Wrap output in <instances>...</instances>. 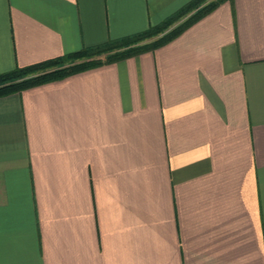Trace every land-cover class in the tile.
<instances>
[{"label": "crops", "instance_id": "obj_1", "mask_svg": "<svg viewBox=\"0 0 264 264\" xmlns=\"http://www.w3.org/2000/svg\"><path fill=\"white\" fill-rule=\"evenodd\" d=\"M190 1L0 0V73ZM0 264H264V0L0 97Z\"/></svg>", "mask_w": 264, "mask_h": 264}, {"label": "trees", "instance_id": "obj_2", "mask_svg": "<svg viewBox=\"0 0 264 264\" xmlns=\"http://www.w3.org/2000/svg\"><path fill=\"white\" fill-rule=\"evenodd\" d=\"M224 1L226 0H192L162 23L152 26L142 33L103 45L83 48L76 52L28 66H17L13 70L0 73V97L21 92L24 89L53 80L63 79L69 75L133 53H138L148 48H156L167 44L178 37L190 25L215 10ZM181 18L184 20L172 28L171 26L175 21ZM165 31H167L166 34L160 35V33ZM155 35L160 36H157L155 40L139 44L138 46L131 45L133 42ZM122 46L124 47L122 48L123 50L118 52L116 49ZM104 54L106 55V59L103 58ZM34 73L38 74L28 77V75H33Z\"/></svg>", "mask_w": 264, "mask_h": 264}, {"label": "rangeland", "instance_id": "obj_3", "mask_svg": "<svg viewBox=\"0 0 264 264\" xmlns=\"http://www.w3.org/2000/svg\"><path fill=\"white\" fill-rule=\"evenodd\" d=\"M206 1H211V0H206ZM183 20H184V19H182V18L179 19V20H176L175 23H174L171 27L173 28V27L176 26L177 24L181 23ZM167 31H168V30H167ZM167 31L160 33V35L166 34ZM160 35H155V36H152V37H148V38H145V39L138 40V41H136V42H133L131 45H132V46H138L139 44H143V43H146V42H150V41H152V40H155V39L157 38V36H160ZM122 48H124V47L122 46L121 48H117L116 50H118V52H120V51L123 50ZM109 53H113V52H109ZM105 57H106V55L104 54V55H103V58L105 59ZM37 74H38V73H34L33 75H28V77L36 76Z\"/></svg>", "mask_w": 264, "mask_h": 264}]
</instances>
